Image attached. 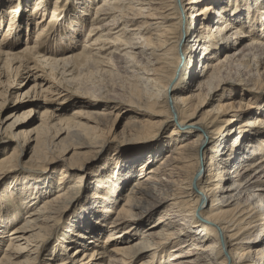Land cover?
Masks as SVG:
<instances>
[{"label": "bare ground", "instance_id": "bare-ground-1", "mask_svg": "<svg viewBox=\"0 0 264 264\" xmlns=\"http://www.w3.org/2000/svg\"><path fill=\"white\" fill-rule=\"evenodd\" d=\"M46 1L37 0L28 16L41 17L32 39L25 37L19 49L0 41V110L18 78L26 74L32 83L11 103L13 111L6 119H14L7 126L10 153L0 158V183L16 174L1 170L28 150L29 161L36 165L59 158L66 169L79 171L100 158L96 152L89 155L91 150L101 148L102 156L104 145L112 142L120 117L114 101L96 97L79 103L71 114L50 111L48 100L63 92L57 76L68 77L71 64L98 65L101 72L116 76L121 64L128 88V97L120 100L128 109L121 143H145L150 149L89 186L90 203L79 213L80 229L66 228L61 239L62 250L75 243L77 248L68 257L60 250L62 255L53 261L264 264V113L248 111L253 98L264 96V55L253 54L264 52V36L259 39L258 32L264 31V16L238 12L228 0H99L90 20L81 11L66 24L61 50H44L52 38L50 27L58 23L60 0L54 1L48 17ZM202 2L207 4L199 7ZM9 9L2 40L11 37L8 32L20 7ZM24 24L27 29L29 20ZM83 27L87 33L82 48L68 49ZM248 60L252 68H245ZM233 87L240 97L221 95ZM31 90L37 95L25 100ZM246 95L253 97L246 102ZM257 103L264 111V103ZM37 109L38 122L23 129ZM167 127L169 135L159 137ZM58 180L66 185L58 183L56 194L0 229V244L5 242L0 264L39 260L41 245L58 230L64 205L79 183L65 173ZM4 215L0 211V218ZM100 235H106L102 242Z\"/></svg>", "mask_w": 264, "mask_h": 264}, {"label": "rangeland", "instance_id": "rangeland-1", "mask_svg": "<svg viewBox=\"0 0 264 264\" xmlns=\"http://www.w3.org/2000/svg\"><path fill=\"white\" fill-rule=\"evenodd\" d=\"M36 1L37 0H0V41L9 42L10 45H13L16 49H19L23 46L25 37L29 40L30 38L32 39V36H34L35 32L34 30L36 29L35 22L39 18H41L38 15L37 17L35 16V18L28 17L32 7H34V5L36 4ZM54 1L55 0H47L46 2H44V12L47 13V17L48 12H50V9L54 4ZM98 1L99 0H60L58 4V23L50 27L49 32L47 34L48 38H50L51 36L52 38L41 49L44 48V50H46L51 47L53 49L55 48L61 50L58 45L62 43V40L66 39L67 37H65L68 32L66 24H69L70 21L73 20V17L81 11L88 12L89 14L87 15V19L90 20L93 7L98 3ZM228 1L234 2L236 4L239 10L238 12H251V14H254L255 18L256 16L258 18H261L260 14L264 16V0ZM205 4H207V2H202L199 7ZM14 6L20 7V10L19 14L18 12L17 14H15L14 21L12 23L13 25L10 27L11 31L8 32L11 37H7L5 40H2L3 36L6 34L10 20V9L8 10V8ZM22 18L25 19L23 20ZM236 18H242V16L238 14ZM26 19L29 20V24H27V29H25L26 25L24 24ZM247 20H249V18ZM256 21L257 20H253V18L252 20H249V22H253L254 24H256ZM249 22L247 21L245 24L248 25ZM258 32L262 34V36L259 37L260 39L264 36V31L261 29ZM86 33L87 27H83L81 33L77 35L75 43L73 42V44H71L73 46L69 45L68 49L74 47L75 50H80L82 48L81 44H83V40L86 36ZM49 34L51 35L49 36ZM15 35H17L18 37H15ZM67 50H63V54L68 53ZM73 52L75 51H72L70 53ZM255 53L257 56H261V58L264 55L263 51H254L253 54L255 55ZM251 62L252 60L244 61V66H246L245 68H247L248 66L252 68L253 62ZM78 65V63L74 65L71 64L70 66L72 68H68L69 70L66 69L68 71L72 70L71 72L66 73L69 74L68 77L66 75L63 79L60 78L61 75L57 76L58 80L56 79V81H59V83L62 82L60 85L62 86L61 90H63V92H61L60 95L53 96L52 98H50V100H48V103L51 107L50 111L54 115H60L62 111H67L68 114H71L75 109H77L79 103H81L82 101L86 102V100L97 101V99H95L96 97L105 99L103 100L105 101V103H112L110 101H114L113 103H116L119 106V112H116L120 115L118 121L116 122L119 125L114 128L113 132L115 134L111 135L112 142L108 145L102 144L104 145V147H106V152L101 156L99 154L101 148H99V152L91 150V153L89 155L93 154V152H96L98 153V156H100V158L97 157L98 159L93 164L86 162L84 163L82 168L79 169V171H74V169L72 168L66 169L59 158L53 160L54 162H47L42 166L36 165L37 163H32L29 161L30 155L28 150L27 152H24L17 161L13 160L12 162H10V164H8V168H3L1 170V172H5V170L10 169L11 171L9 172L15 171L16 174L0 183V211L5 212L3 218H0V229L5 228V226L8 225L10 221L14 218H18L19 221L22 220V217L29 209L40 205L43 201L52 197L54 194L57 193L58 189H60V186L63 188L66 185L65 181H60V186L58 184L60 182L57 183V181H59L58 179L62 177V174L65 173L68 176L69 180H79V183L75 187L74 191L70 192V196L67 199V203H64V206L67 205V208L65 210L66 213H63L65 217H62L61 220H59V223L57 225L58 230H55L56 232L53 235L49 236L41 245V253L38 256L39 260L37 259L35 264H58L59 260L57 262L53 261V256H59L60 254L62 255V251L64 255L67 254L68 257L71 252L77 248V243L70 245L69 248L64 251L61 249V244L64 243L61 241V239L66 236V233H68L65 230L66 228H70L69 230L80 229V221L82 216L79 213L82 209L85 208L84 204L90 203L89 196L91 189L89 186L95 183L98 177L105 176L107 173H110L112 169L114 170L118 168V165L123 164V162L125 163L127 161L140 158L150 150L148 147H146L145 143H125V145H122L121 143L122 137L119 133L122 130L123 124L127 121V117H125V114H127L128 112L126 104L120 101L128 97V88L126 85H124L123 78L125 75V70L120 68L121 64L118 65L119 67L117 66L116 68L119 69L117 70L118 76L108 75L105 72H101L103 67H99L101 69L100 70L98 68V65L94 66L93 64H90L85 67H81V65L78 67ZM199 67L200 66H197V70L202 69ZM98 70L100 73H98ZM27 79V75L23 74L21 78H18L16 80L15 84L13 85V88L9 89V92L5 97L6 101L3 104L2 109L0 110V124L3 123V125H0L1 132H4V135L1 133L0 136V158L10 153V149L7 148L6 145L8 143V137L11 133V130L8 129L7 126L11 122H13L14 119L8 121H6V119L8 118L9 114H11V112L13 111V105L11 103L12 101H14V99H16V95L22 96L32 86V83ZM18 85H21V87L16 88ZM226 89L227 90H224V92L221 93V95L225 98H237L242 95L240 90L234 87L231 90L228 88ZM34 91L38 92L39 90L36 88ZM34 91H29L27 96L28 98L25 100L30 101L31 96L37 95ZM229 94H232V96H228ZM261 94L264 95V93ZM79 95L87 96L89 98H83L85 100H82V97H79ZM252 97V95H246L244 96V99L247 102ZM93 98L94 100H92ZM40 99L41 98H38L37 100H39L40 102ZM253 99L254 104H252L253 102L251 103V109L248 111L254 109L264 113V111H262V107H258V103L255 104L258 101L264 103V96H258ZM26 107L27 106L20 108L19 112H21ZM39 110L40 109H37L33 117L30 118L31 121L29 124H25L27 123V121L23 122V129L28 130L38 122L36 119L39 116ZM170 130L171 127H167L164 130L163 135L159 134V137L168 136ZM151 139L153 140L154 137ZM101 142L102 140H100L98 144H100ZM12 165L14 166L11 167ZM22 168H24V170H22ZM142 175H144V173ZM5 217H9V219L6 220ZM10 229L11 228H7L3 232L7 233ZM105 236L106 235H100V242H102ZM4 244L5 242L3 240L0 244V252L4 248ZM60 250L62 251L60 252ZM139 261V259L136 261H132V264H138Z\"/></svg>", "mask_w": 264, "mask_h": 264}]
</instances>
